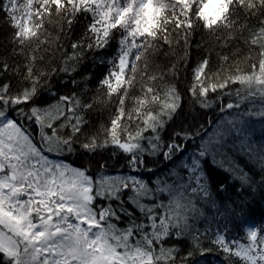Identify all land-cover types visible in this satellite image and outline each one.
I'll list each match as a JSON object with an SVG mask.
<instances>
[{"label": "snow or ice", "instance_id": "1", "mask_svg": "<svg viewBox=\"0 0 264 264\" xmlns=\"http://www.w3.org/2000/svg\"><path fill=\"white\" fill-rule=\"evenodd\" d=\"M82 19L88 21L83 33L57 63L59 39H41L47 25L54 24L60 36L74 35ZM0 20L12 30L10 47L0 50V264H193L197 250H209L205 242L225 254L226 264H264V228L241 229L243 237L229 238L226 225L201 231L197 223L207 206L224 214L213 199L211 173L202 167L209 157L241 189L264 188V145L250 143L242 126V116L264 119V0H0ZM198 30L223 41L222 47L241 41L248 59L255 54L254 70L218 78L209 74L211 57L205 56L181 91L180 67L187 71L191 63ZM89 53L110 66L99 80L105 95L89 96L84 88L62 93L69 80H53L77 74ZM229 59L221 55L218 62ZM90 79L70 78V84ZM137 83L143 97L128 109ZM185 95L201 113L213 105L221 113L240 109L245 102L258 101L259 108L221 120L207 135L201 134L204 125L170 130ZM113 97L118 102L109 110V126L91 130L90 114L108 108ZM229 97L235 99L221 103ZM125 120L136 123L134 134ZM233 134L243 137L239 147L251 167L229 158ZM110 148L116 152L102 156L98 167H120L102 178L66 162L77 149L95 156ZM113 155L116 163L109 165ZM225 190L218 183L216 191Z\"/></svg>", "mask_w": 264, "mask_h": 264}, {"label": "trees", "instance_id": "2", "mask_svg": "<svg viewBox=\"0 0 264 264\" xmlns=\"http://www.w3.org/2000/svg\"><path fill=\"white\" fill-rule=\"evenodd\" d=\"M25 2L26 0H19V3L21 4ZM21 11H23V9H21ZM87 22L88 21L86 19H82L81 22L75 26L74 35L68 36H60L58 29L56 26H54V24L47 25V31L44 33V36H42L41 39L44 37H50V39H59V43L62 47L61 50L57 51L56 53L55 59L57 63L62 62V52L71 53L72 50L69 46L70 43L79 38V36L83 33V24ZM252 23L256 22L252 21ZM11 31L12 30L4 26L2 20H0V50H7L10 47L8 44V38ZM222 43L223 41L217 43L216 39H214L212 35L206 31H197L193 37V42L190 49L191 63L187 65V71H185L184 65H181L180 67L179 83L181 91L185 89L187 82L192 78V67L197 63V61L202 60L205 56L211 57L209 74H215L218 78L226 76L230 73H236L238 69H243L246 73H251L254 70L252 68V64L256 61L255 54L251 60L248 59L249 50L243 45L241 41H233L228 47H222ZM182 47L183 45H181V48ZM237 49L241 50L240 55H234V52ZM168 50L169 49L167 48L165 49V51ZM100 55H105V53H101ZM221 55H229V61L223 64L219 63L218 59ZM44 60L46 62L49 61L50 56L45 55ZM10 63H14V61H10ZM109 67L110 66L108 64L101 65L98 60L94 59L93 55L89 53L86 61H84L78 67L77 74L73 75L72 73H69V75H57L53 80V83H63L64 80H69V88L62 89V93L64 91L79 92L80 89L84 88L89 90V96H104L107 90L99 89V80L108 72ZM255 71L258 73V64ZM85 76L91 77L87 84L81 83L79 87L71 86L70 78L80 80L81 77ZM238 87H240L239 84L234 85V88ZM135 97H143L139 83L136 84L134 89H130V95L126 101V107L128 109L133 108ZM229 99H235V97L222 99L221 103H227ZM117 102L118 97H113L112 103L108 108H98L96 111H93L90 114V120L92 122L90 125L91 130L95 131L96 129H99L102 124L105 127L109 126L111 118L109 115V110L114 109V106ZM249 107H255L258 109L259 102H245L242 104L240 109H226L223 113L219 111L218 105H213L211 110L201 113L199 110H194L192 108L191 101L188 99L187 95H185V107L181 113L176 116L173 124L170 126V130L172 127L177 129L179 127H183L185 130H187L189 126H193L192 131H197L198 129L195 127V125H204V131L201 134H211L215 130L216 124H218L221 120L232 119L237 115L243 114ZM148 108L155 109L158 108V106L149 105ZM193 117H195V119H193ZM242 119L245 121V123L242 125L244 128V134L248 137L249 142L256 144L258 147L260 145H264V119L258 116H242ZM209 121L211 123H207ZM125 124L128 125V130L134 134L136 131V123L134 122L129 125L128 121L125 120ZM38 139L39 138L36 137V140ZM100 139L101 141L104 139V134L102 131ZM242 139L243 137L236 138L235 134H233V136L229 139L228 149H231L229 152V158H234L235 161H237L242 167H251L253 161L246 153L241 151L239 147ZM199 142L200 141L197 140L195 143ZM191 146L192 145L190 144V148ZM115 152L116 149L110 148L108 151H104L101 154L92 156L90 154H85L81 149H77L76 152H73L72 155L68 156L66 162L77 167L83 165L90 175L96 178H102L106 173L115 172L120 166L116 165V168L110 167L108 169H100L96 162L100 161L101 163H104L105 161L102 159V156L106 158ZM190 154L191 152L189 151L188 155ZM49 155L51 158L59 159V157H56L52 154ZM219 159L220 157H217V161ZM107 163L109 165H115V156L113 155V159L107 161ZM224 166H228L227 161H225ZM154 167L160 168L161 172L164 171V165L160 164L159 162H157ZM169 167H171V165H169ZM202 167L211 173L212 181L210 188L213 192V199L216 203V207L219 208L220 212L224 214H216V209L207 206L209 208L207 215L201 218L200 221H197L201 231H203L205 228H210L212 231L224 230V226L226 225L229 238H241L244 235V232L241 229H246L247 225H253L257 229L264 228V188H260L255 192H252L248 188L241 189L239 181L234 182L231 175L221 169L219 163L213 164L211 157H209L202 164ZM255 179L259 180V176L256 175ZM218 183H224L226 185V190L219 192L216 191ZM97 203H100V201H97ZM222 205L231 206L234 208L236 210V215L232 216L231 213H225L224 207ZM126 224L127 220H124V222L120 224L119 227L123 228ZM203 247L209 250L203 254L197 250L192 258L193 264H226L225 254L221 250L208 242H205ZM235 264H240V261L237 260Z\"/></svg>", "mask_w": 264, "mask_h": 264}, {"label": "rangeland", "instance_id": "3", "mask_svg": "<svg viewBox=\"0 0 264 264\" xmlns=\"http://www.w3.org/2000/svg\"><path fill=\"white\" fill-rule=\"evenodd\" d=\"M53 159H55V158H53ZM250 227H254V226H253V225H247V226H246V229H247V228H250Z\"/></svg>", "mask_w": 264, "mask_h": 264}]
</instances>
